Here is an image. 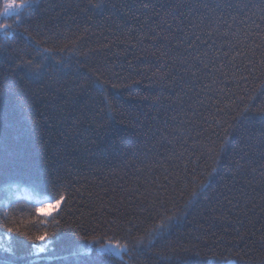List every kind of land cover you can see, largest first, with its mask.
Masks as SVG:
<instances>
[{
	"label": "trees",
	"instance_id": "16d2710c",
	"mask_svg": "<svg viewBox=\"0 0 264 264\" xmlns=\"http://www.w3.org/2000/svg\"><path fill=\"white\" fill-rule=\"evenodd\" d=\"M19 32L0 51V83L32 105L34 131L20 147L39 187L17 178L9 193L0 180L18 223L44 220L20 190L42 198L63 186L62 227L111 235L115 218L119 233L158 195L183 204L214 167L180 223L113 264H264V135L232 119L237 106L264 104V0H39ZM20 55L52 67L28 82L12 72Z\"/></svg>",
	"mask_w": 264,
	"mask_h": 264
},
{
	"label": "snow or ice",
	"instance_id": "6c2138e0",
	"mask_svg": "<svg viewBox=\"0 0 264 264\" xmlns=\"http://www.w3.org/2000/svg\"><path fill=\"white\" fill-rule=\"evenodd\" d=\"M38 6L39 0H3L0 5V51L7 52L12 42L20 35L19 29L24 27L31 11ZM94 6L100 7L99 4ZM10 20L13 22L9 23ZM24 31L29 32L30 29L25 27ZM24 39L30 42L31 36H26ZM37 51H40L39 48ZM49 51L48 48L43 49L44 53ZM13 62L15 64L12 68L13 75L20 72L23 74L22 79L28 82H32L46 69L52 67L44 64L43 60L29 58L27 55H20L14 58ZM259 71L264 75V58L260 60ZM96 87L100 85L97 84ZM259 87L264 89V81ZM248 99L252 100V97ZM232 119L237 123H258L261 126V134L264 135V104L237 106ZM31 125L32 105L26 104L23 96L13 87H6L0 83V180L7 184L5 192L11 193L19 187V179H26L34 187H39L34 179L35 172L23 162L20 147L21 139L34 131ZM224 148L225 144L221 143L218 148L209 151L214 154V158H218ZM215 171L213 167L204 175V179L198 183L192 182L191 191L183 204L177 203L172 197L166 202L162 194L158 195L141 207V211L146 212L147 215L141 217L138 224L128 221V226L119 233L112 228L113 225L118 224L115 218L106 221L111 235L107 232L103 235L99 234L97 232L99 225H93L91 228L82 224L76 225L75 228L71 225L62 227L60 219L63 214L62 205L69 204L71 195L63 186H60L62 190L59 191L58 196L50 195L35 202L36 212L46 213L50 219L30 218L20 220L18 223L19 206L9 195L5 200L0 201V209H2L0 228L3 229V233L0 234V264H102V262L113 264V257L122 261L131 251H142L150 247L156 239L163 237L180 223L183 214L196 200L200 191L206 187ZM177 182H180L179 177ZM188 187L189 185L184 183L182 191ZM53 188L55 189L56 186L53 185ZM48 209L52 212H46ZM53 212L55 215L52 214ZM34 223L53 225V227H46L40 231H33L27 227ZM134 230L139 235H133ZM195 255L199 257L201 254L196 252ZM181 264H194V262L190 257H184ZM209 264H214V261L209 260ZM226 264H236V262L229 257L226 259Z\"/></svg>",
	"mask_w": 264,
	"mask_h": 264
},
{
	"label": "rangeland",
	"instance_id": "374dc122",
	"mask_svg": "<svg viewBox=\"0 0 264 264\" xmlns=\"http://www.w3.org/2000/svg\"><path fill=\"white\" fill-rule=\"evenodd\" d=\"M16 198L17 199H23V200H25V201H29V202H33L34 204H35V206H37L36 205V200H43V199H45L46 197H37L36 195H34L33 193H31L30 191H28V190H25V189H22V190H20L18 193H17V196H16ZM46 212H52V210L51 209H48V210H46ZM53 215H55V213L53 212L52 213ZM38 215L41 217V218H43V219H50V217H48L47 215H46V213H38Z\"/></svg>",
	"mask_w": 264,
	"mask_h": 264
}]
</instances>
